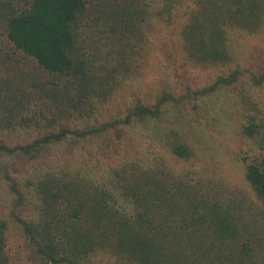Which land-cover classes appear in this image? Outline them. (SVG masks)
Returning <instances> with one entry per match:
<instances>
[{"label":"trees","instance_id":"trees-1","mask_svg":"<svg viewBox=\"0 0 264 264\" xmlns=\"http://www.w3.org/2000/svg\"><path fill=\"white\" fill-rule=\"evenodd\" d=\"M165 27L183 60L226 70L96 121L159 54ZM236 33L264 35V0H0V132L32 133L0 139L12 199L0 210V264L22 257L10 253L12 227L28 264H264V101L252 95L264 65L230 67ZM220 92L237 118L238 148L219 157L233 176L204 163L215 161L200 143L210 124L193 145L191 124L158 127ZM133 137L142 152L124 155ZM99 140L103 158L81 160Z\"/></svg>","mask_w":264,"mask_h":264},{"label":"rangeland","instance_id":"rangeland-1","mask_svg":"<svg viewBox=\"0 0 264 264\" xmlns=\"http://www.w3.org/2000/svg\"><path fill=\"white\" fill-rule=\"evenodd\" d=\"M240 35V33H236L232 36L231 44L233 46L234 61L230 67L240 66L257 70L264 65V35L259 34L255 37L249 34ZM175 36L176 34L172 27L159 29L157 39L155 40L159 54L153 55L149 67L140 76L126 81L111 98L99 106L100 109L96 115V121H103L104 119L116 116L134 102L153 101L161 90L180 92L187 88L193 89L200 87L209 83L217 74L226 70L224 66L202 67L183 60L180 56L178 42ZM226 94L228 96L231 95L230 93ZM226 94L220 92L217 96L206 100L202 107L190 109V111L182 109L180 112L174 111L167 113V116H165L161 122H158V127H175L181 123L191 124L192 127L189 131L184 132L182 130V132L188 136L190 143L193 145L198 140L201 141L199 137L200 125L210 124L208 125L209 129L206 131L205 139L200 143H202V147L205 150H208V146H211L212 152L210 155H214L213 159H215V161L209 158L207 160L209 163L207 161L204 163L211 166L213 162H217L218 166H211L216 174L224 173L233 176L230 172H236V166L232 163L224 165L223 161L219 158L222 156L223 159L227 161L226 159L231 155V150L238 148V137L236 135V128L234 127L237 118L228 119L224 113V110L228 107L225 106L226 104L224 105L227 98ZM252 95L264 101V87L255 89ZM217 110L219 115L216 113ZM30 133V131L20 130L15 132H0V139L13 143L19 140L30 139ZM134 133L135 132H130V136L134 135ZM138 136H140V134ZM133 138L134 143L130 147L132 152L124 150L122 151L124 155L142 152L132 149L133 147L135 149L142 148V145H139L141 142L137 140V138ZM99 142L102 144L104 143L102 140H99L96 148H90L89 143H86L83 150L79 151V153H85L81 160L85 161L86 158L89 157V154L99 155V147H101ZM56 151L58 152L59 149L57 148ZM218 153H220V155H218ZM100 158L102 159L103 157L100 156ZM105 158L106 159H103L104 162H112L115 156L108 154ZM202 158L206 160L204 155ZM201 163L202 162L196 161L197 165ZM11 200L10 195L7 193L6 185L0 179V210L3 215H5L9 209ZM18 234V228L12 227L9 233L11 243L10 253H18L22 256L20 261L14 264H28L25 258L24 248L16 252L17 246L21 245Z\"/></svg>","mask_w":264,"mask_h":264}]
</instances>
